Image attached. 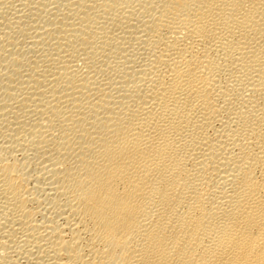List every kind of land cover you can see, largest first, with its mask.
Returning <instances> with one entry per match:
<instances>
[{"label": "bare ground", "instance_id": "6f19581e", "mask_svg": "<svg viewBox=\"0 0 264 264\" xmlns=\"http://www.w3.org/2000/svg\"><path fill=\"white\" fill-rule=\"evenodd\" d=\"M0 264H264V0H0Z\"/></svg>", "mask_w": 264, "mask_h": 264}]
</instances>
